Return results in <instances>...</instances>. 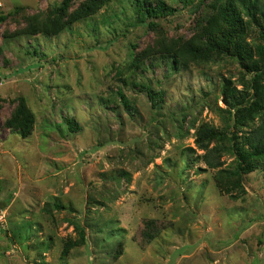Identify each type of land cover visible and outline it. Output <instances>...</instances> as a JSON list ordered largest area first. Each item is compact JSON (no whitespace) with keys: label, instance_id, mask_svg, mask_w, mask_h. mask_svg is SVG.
<instances>
[{"label":"rangeland","instance_id":"1","mask_svg":"<svg viewBox=\"0 0 264 264\" xmlns=\"http://www.w3.org/2000/svg\"><path fill=\"white\" fill-rule=\"evenodd\" d=\"M61 1L0 0V264H264V166L233 198L195 143L200 124L226 126L224 78L243 88L251 74L228 58L135 65L162 34L193 37L212 0H167L178 10L158 27L113 0L58 35L26 33ZM142 84L162 91L156 104ZM20 98L36 118L26 138L5 126ZM82 227L85 242L63 257Z\"/></svg>","mask_w":264,"mask_h":264},{"label":"trees","instance_id":"2","mask_svg":"<svg viewBox=\"0 0 264 264\" xmlns=\"http://www.w3.org/2000/svg\"><path fill=\"white\" fill-rule=\"evenodd\" d=\"M76 1L62 0L58 6L50 9L51 18L47 20L46 25L26 33L58 35L73 23L97 14L113 0H80L78 6L73 8ZM127 1L138 18L142 21L151 19L148 22L150 27H158V18L173 15L178 10L167 0ZM181 2L189 5L193 0ZM210 7V16L199 19L193 37L186 41H175L168 40L162 34L158 40V49L148 46L143 51L136 52L135 65L146 69L155 64V58L167 57L170 59L167 63L171 62L170 69L177 70L191 63H211L228 58L240 63L246 72L251 74L250 79H244L243 88L235 86L232 79L227 77L220 85L227 107L219 108L227 114L224 115L226 126L217 127L205 122L200 124L196 131L195 143L205 150L200 158L210 168L216 169L215 178L219 186L225 187L226 193L235 198L234 189L242 187L244 176L264 166V0H212ZM2 19L3 17H0V20ZM254 32L258 33L260 42H257L258 35L255 43L248 41V36ZM33 52L38 51L35 49ZM158 53L163 54L156 56ZM141 87L146 88L153 104L161 99V90H154L145 84ZM117 94L128 111L134 109L122 88L118 89ZM35 121L36 118L26 100L20 98L12 117L5 121V126L26 138L31 133ZM65 121L71 130L80 129L75 119L66 117ZM212 141H215L214 146H210ZM226 153L235 157L230 167L223 160ZM54 205L58 209L64 208L59 203ZM154 222L151 220L148 223L149 228H153ZM78 233L77 239L69 238L66 241L63 257L68 255L71 248L85 242V229L78 228ZM144 235L149 239L154 238V234L148 230L144 231Z\"/></svg>","mask_w":264,"mask_h":264}]
</instances>
